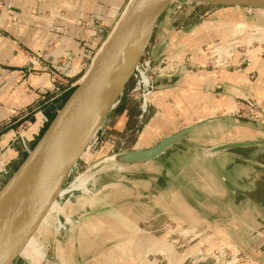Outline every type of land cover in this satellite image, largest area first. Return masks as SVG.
<instances>
[{"label":"rangeland","instance_id":"obj_1","mask_svg":"<svg viewBox=\"0 0 264 264\" xmlns=\"http://www.w3.org/2000/svg\"><path fill=\"white\" fill-rule=\"evenodd\" d=\"M129 1L131 0H92V5H98L100 8L89 10L86 8H78L77 3L73 0H58L56 2H50L43 9L39 6L33 9V16L43 20L42 22L46 25L48 32L59 34L63 39V30L66 28L65 25L69 24L78 29L80 28L81 30L84 29L91 32V39H94V42H96L92 44V48H89L84 45V42H86L85 40L81 41L84 37L79 36L73 40L74 44L77 46L74 48L71 46L65 47L67 41L60 39L58 40V45L62 47L59 48L55 47L57 42L53 40L54 43H51V41L48 40L46 41L47 46L43 49L31 47H29V49L19 40L13 39V41H15L16 50L23 54L24 59H26L25 62H27V66L31 69V72H36L40 75L42 73H48L55 85L56 83L58 84V82H63V80L68 82V84L65 83L63 88H60V90L66 89V92L58 97H56L57 92L55 90H53L52 93V91H47L43 88V93H40V95L41 97H45V99L40 97L41 105L49 99L56 97L54 100L57 101H55L54 105L59 108L60 103L67 100L71 94L69 90L73 89L71 85L77 83L89 70L91 60L96 53L99 52L103 43L108 41L106 39L110 36L119 20L124 15ZM4 7H7L5 0H0V8ZM227 21L235 23V26H231L230 29L222 26L226 30L222 29L225 33L221 34H226V31H229L228 34H230V36L224 42H210L206 45L208 49L205 48L206 60L204 63L192 64L191 59H186L184 62L181 61L182 58L179 60L175 56L169 57L176 58L179 62H182L179 70L185 69L187 71L186 75L197 72V70L216 73L239 71V74L243 75L246 70L247 74L250 73L249 79L252 85H255L250 89L253 90V93H250L249 89V92H247L248 90L245 91L244 88H238L242 90V93L237 92L234 97V103L232 102L233 105L231 109L226 108V106H221L219 111L214 113L213 117L217 119V124L210 127L209 130L211 135L203 136L201 134V140V136L198 137V135L190 137V141L195 145L212 144L227 140L236 141L238 139H264V94L260 95L258 93L261 89L257 87L261 84V81L259 80V73L256 70L258 69L256 64H259V62H262L261 64L264 67V27L259 26L260 24H264V12H259L257 10L248 11V9L244 8L172 4L165 15L160 19L154 38L144 56V60L148 64L144 65V68L149 72V76L157 69L156 74L158 75L155 77L157 86L156 90L152 92L153 96L157 93V90H159L158 82L173 81L175 79V72L166 70V62L159 60V62L155 63L153 61L156 39L159 38L163 32H166L167 36H172L175 39L185 38L187 34L190 35V33H193V29L197 26L200 27V32H203V30L208 31L199 36L215 34L218 32L220 24ZM1 33L3 32L0 30V34ZM227 43H229V45L225 46ZM223 46L227 48V51L224 50ZM209 50H213L211 54L208 53ZM219 54L222 56L224 55L220 63L215 61V59H218ZM226 54L230 55L229 59L225 57ZM208 56H210V59ZM7 73L8 69L0 65V91H3L5 86L8 85V81L2 78V76ZM160 74L166 75L167 78L163 79ZM54 80H56V82ZM81 82L82 80L79 83ZM134 83V78H132L122 96L121 102L109 116L111 119L116 115L119 116L122 111L121 106L125 107L126 104L134 103V111H137L138 115L132 130L129 132L127 129L123 131H120V129L112 130L108 138H101L99 144L93 147L91 151L83 157L64 185L65 189L62 191L66 190L65 193L67 194L59 201L60 205L58 202H55L57 206L55 208L50 207L46 216L47 218L45 217L43 219L44 222L42 221L43 225L40 227L39 231L35 233V237H31L28 240L23 250V255L20 256L14 264H64V262H67V264H75V259L79 254L81 258L91 259L92 262L90 264H98L101 255L106 258L109 254V251L106 252L105 242L110 241L112 239L111 237L115 239L116 236L123 237L126 235L125 231L127 229H125L123 225L129 221L137 226H141L142 229H149L151 226L155 225L153 233L157 236L166 235L168 240L173 243L175 249L165 238H159L163 240L164 244L162 246H156V260L161 259L163 264H170V261L173 262L176 257L178 260L180 257V259H186V256L187 260L181 264H259L254 260H259L264 264V221L260 223V229L256 230H261L263 235L249 232L250 238L246 237L244 240L241 238L238 246H234L233 244L231 246V244L229 245L224 242V244L220 243L211 247L214 242L210 246L208 239H210V237L219 238L222 234L217 236L218 234L211 235L207 232L201 233L199 227L196 231H191L189 224L192 215L190 213L188 218H182L185 221L187 220L188 224H184L185 226L180 227L177 224L178 222L175 221L177 218L172 217L170 219L162 215L163 205L162 201H159V194L156 193L155 199H153L151 196L146 195H142V198H140L137 196L136 192H133L132 184H137L138 176L144 177V179L149 178L147 177L149 167L145 169H143L144 167H140V169H137V166H94L100 160L109 159L116 153L128 151L140 146L139 139L142 134L144 132V136L147 134L148 131L146 130L158 119L159 114L162 112L154 109V107H152L153 103H150L149 111L145 119L141 122L139 121V101L133 99L136 93L132 92L135 86ZM171 87L174 86H170V84L166 86V88ZM262 87L264 91V85ZM203 93L208 94L206 90ZM215 95L216 97L222 98L227 96V93ZM212 96L213 95H211V97ZM33 102L34 101H32V104L29 106H21V108L17 110L18 112L15 115V119L10 118L7 121H3L1 126L4 129L0 130V145L4 144L8 138L14 137V134H23V125L27 123L25 121L29 122L31 120L30 118L35 116V112L39 110V108L34 110L36 103ZM45 105L47 108L48 106H52L49 103ZM22 109H26L24 112L29 114L26 118L19 119ZM54 113H52V115ZM198 115L199 108L193 114L195 118H193L192 121H196V116ZM48 119L49 122L45 124L40 135L31 142L30 149L34 147L52 120L49 116ZM11 120L15 121L12 125H10L12 122ZM175 124L169 129L171 133L176 131V128L179 126L187 124V122L183 118H180L177 122L178 127ZM126 134L128 136H125ZM2 136L3 138H1ZM162 137L163 135L155 137L152 139L150 145L153 146ZM147 142L148 141H145L144 143ZM179 149L182 150L184 148L181 146L176 147V150H172L165 155V159H169L171 155L177 154ZM234 152L252 159L264 161V147L235 149ZM1 154L2 152H0V157L4 155ZM22 158L23 157H20L19 162ZM18 164L19 163H17L16 166ZM12 174L13 172L8 173L4 180L0 179V190ZM79 177L89 178V182L86 185L87 189L72 191L76 190L72 189L71 186L76 184ZM255 177L251 179V182L256 181ZM258 177L261 178L260 176ZM123 179H127L125 180L127 182L126 184H129L128 187H125L127 191H123L122 187L116 184L119 183V181L122 182L121 180ZM147 181H149V179ZM158 185H162V182H158ZM154 187L155 186H152L153 189ZM258 188L259 189L255 193L256 198H263L264 186H258ZM156 189L159 190L160 193L163 191L162 188L158 186H156ZM143 192L144 191H142V193ZM84 197H86L84 201L85 204L89 207L91 206L93 210L90 212V217H83V219H79V222H75L72 205L80 202V199ZM149 198H152L151 203L148 201ZM69 202L71 204L67 206ZM149 206L155 208V218L150 217V222L148 223L149 216H147V210ZM59 210H64V212L58 216L52 213L58 212ZM111 225L114 229L113 232L109 231ZM116 225L118 226L116 227ZM148 225H150L149 228L147 227ZM81 226L86 229L85 235L80 233ZM181 229L190 232L184 234L181 232ZM115 241L117 242V239ZM119 241H121V239ZM157 245H161V243ZM45 246L47 248H44ZM174 262L176 263L173 264H180L177 263V260ZM132 263L130 262V264ZM157 264L160 263L157 262Z\"/></svg>","mask_w":264,"mask_h":264},{"label":"crops","instance_id":"obj_2","mask_svg":"<svg viewBox=\"0 0 264 264\" xmlns=\"http://www.w3.org/2000/svg\"><path fill=\"white\" fill-rule=\"evenodd\" d=\"M56 1L58 0H5L7 7H10L0 8V30L3 32L0 34V65L8 69V73L2 76L3 79L8 81V85L5 86L3 91H0V130L4 129L1 126L3 121H7L10 118L15 119L17 110L21 106H29L34 101L36 103L34 110L38 108L39 110L35 112V116H33L35 118L31 117L29 122L25 121L27 123L23 125L24 139H36V132L40 129L38 128V119L42 115H47V117L49 116L51 118L52 113H57L59 108L54 105L57 100L49 99L47 102H43L44 104H40L41 98H44L40 95V93H43L42 89L45 88L47 91L50 90L53 93L55 83L48 73H42L40 75L39 73L30 71L31 69L28 68L23 54L16 50L13 39L19 40L28 48L35 49L45 48L47 46L46 41L48 40L51 43H54L53 40L57 42L55 47H62L58 45V40L60 39L67 41L65 47L71 46L74 48L77 46L73 40L79 36L84 37L81 41L85 40L84 45L89 48H92V44L96 43L94 39H91V32L84 29L81 30L80 28L78 29L69 24L65 25L66 28L63 30L64 37L62 39L61 35L48 32L46 25L42 22L43 20L33 16V9L37 8V6L43 9L50 2ZM73 1L77 3L78 8H86L89 10L100 8L98 5H92V0ZM234 24L232 22H223L220 24L217 33L207 36L190 33L185 38L175 39L172 36H167L166 32H163L155 41L153 61L158 62L163 58L175 56L179 60L182 58L181 61L184 62L186 59H191L192 64H202L206 60V45L210 42H224L227 40L230 36L228 34L229 31H226V34L222 35L221 33H225L222 29H230L231 26H235ZM259 26L264 27V24H260ZM261 63L256 64L258 68L256 70L259 73V80L261 81V84L259 85L258 83L259 86L257 87L261 89L258 92L260 95L264 94L262 90V86L264 85V67ZM186 73L187 71L185 69H181L175 75L173 81L158 82L159 90H157L152 107L162 112L159 114L158 119L146 130L148 131L147 134L145 136V132L142 134L139 139L140 146L132 148L131 150L150 147L152 146L150 143L155 137L163 135L161 138L163 139L181 129L199 123H202V125L189 136V141L193 135L201 136L200 140L202 135L210 136V127L217 124V119L213 117L214 113L219 111L221 106H226V108L231 109L237 92L242 93V90L239 89L244 88L247 91L255 86L254 84L252 85L249 79L250 73L247 74L246 70L243 75L239 74V71L216 73L197 70V72L189 75H186ZM167 84L174 87L166 88ZM205 90L208 94L203 93ZM221 93H227V96L222 98L216 97L215 94ZM250 93H253V90H250ZM211 95L213 96L211 97ZM46 103L52 106H48L47 108ZM134 106V103L126 104L125 107L121 106L122 111L120 115H116L111 119V131L118 129L123 131L127 129L129 132L132 130L138 115V112L134 111ZM198 108L199 115L196 116V121H192L195 118L193 114ZM24 110L22 109L20 112L21 116L19 119H24L29 114L24 112ZM180 118H183L187 124L178 127L177 122ZM11 121V123L15 122L14 120ZM174 124L178 128L171 133L169 129ZM125 136L128 135L126 134ZM11 139L8 138L4 144L0 145V152L4 154L0 157V179L2 180L5 179L8 173L13 172L16 164L20 163V157L27 155L23 144L18 142L12 143ZM250 140H257V138L238 139L236 141L227 140L212 144H202L201 146L211 148L221 144ZM145 141L148 142L144 143ZM31 142H29V145H31ZM176 147L167 153L176 150ZM167 153L154 161L131 165L137 166V169H140V167H144L143 169L149 167L148 170L150 171L147 172L149 181H147L148 179H144V177L138 176L137 184H132L133 192H136L138 197L142 198V195H146L155 199V194L157 193L160 195L159 201H162L163 205L162 215L170 219L172 217L177 218L175 221L178 222V226L182 227L188 224L187 220L185 221L182 218H188L190 213L192 215L189 224L191 231H196L199 227L201 233L218 234L217 236L222 234L219 238H206L209 240L210 246L214 242L211 247L220 243L224 244V242L229 245L231 244V246L232 244L238 246L241 238L243 240L246 237L250 238L249 232H255L257 235L262 234L261 230H256L260 229V223L264 221V197L257 199L255 193L259 189L258 186H264V168L227 156H206L183 149H179L177 154L171 155L169 159H165ZM253 160L264 164L263 160ZM253 177L256 178L255 182H251ZM125 180L127 179L116 183L117 186L122 187L123 191H127L125 187L129 186ZM160 181L162 185H158ZM226 183L230 184L231 188ZM152 186H155L154 189ZM156 186L162 188L163 191L160 193L156 189ZM83 189L86 190L87 187ZM142 191L144 192L142 193ZM152 198L148 199L150 203ZM85 200L86 197L72 205L75 222H79V219H83V217H90V212L93 209H91V206L89 207L85 204ZM70 204L69 202L67 206ZM63 212L64 210H59L56 213L61 214ZM147 216H149L148 223L150 222V217L155 218L154 207H148ZM125 224L123 227L127 229L125 231L126 235L123 237L116 236L115 239L111 237L112 239L110 241L105 242V249L106 252L109 251V254L106 258L101 255L98 264H130V262L134 264H157V262L163 264L161 259L156 260V246H162L164 244L163 240L159 238H165L173 245L168 240V237L166 235L157 236L154 234L153 228L155 225L150 228V225H148L147 227L149 229H142L141 226H137L130 221ZM109 231H114L112 225ZM181 232L187 234L190 231L181 229ZM80 233L83 235L86 234V229L83 226L80 227ZM116 239L117 242L115 241ZM120 239L121 241H119ZM160 243L161 245H157ZM173 247L175 249L174 245ZM44 248L47 247L45 246ZM180 258L178 260L176 257L173 262L170 261V264L176 263L174 262L176 260L180 264L187 260V256L186 259ZM181 260L184 261L182 262ZM75 261V264H90L92 262L91 259L81 258L80 254L76 257ZM254 261L262 264L259 260ZM64 264H67V262H64Z\"/></svg>","mask_w":264,"mask_h":264},{"label":"water","instance_id":"obj_3","mask_svg":"<svg viewBox=\"0 0 264 264\" xmlns=\"http://www.w3.org/2000/svg\"><path fill=\"white\" fill-rule=\"evenodd\" d=\"M175 3L264 12V0H131L108 43L103 44L97 53L93 68L70 94L0 190V264H14L23 255L28 240L35 237L43 225L42 221L53 202L57 201L60 205L59 201L67 194L60 196L74 168L99 144L101 138H108L111 133L109 116L134 78L160 19ZM204 32L208 31L200 32L198 26L193 29V34ZM201 125L181 129L144 149L116 153L94 166L142 164L159 159L172 148L181 146L186 151L213 157L227 156L264 168L261 162L234 152L238 148L264 147V139L208 148L189 141V136ZM226 184L231 188L230 184Z\"/></svg>","mask_w":264,"mask_h":264},{"label":"built area","instance_id":"obj_4","mask_svg":"<svg viewBox=\"0 0 264 264\" xmlns=\"http://www.w3.org/2000/svg\"><path fill=\"white\" fill-rule=\"evenodd\" d=\"M96 55H97V53H96ZM96 55L91 60L90 66L93 64ZM144 65H148V64L145 62L144 57H143L142 60L139 62L136 70H135V74H134V81H135L134 85L135 86L132 89V92L136 93V95H134L133 99L139 101V112H140L139 121L140 122L143 121L145 119L146 115L148 114L150 103H151L150 98L152 97V92H154L156 90V86H157V81H155V77H157L156 75H158V74H156V72H157L156 71L157 69H156V70H154V72H152V75L149 76V72L145 70ZM87 73H88V71L85 74H87ZM161 75H163V74H160V76ZM66 76H68V75H66ZM54 81L56 82V80H54ZM65 83L68 84V82L66 80H63V82H61V83L58 82V84L56 83L55 88H54V90L57 92L56 97H58V96H60L66 92V89L60 90V88L64 87ZM79 84H78V82L75 84H72L71 87H73V89H71L69 91L72 93L77 88V86ZM56 97L52 98V100L56 99ZM44 99H45V97H44ZM37 122L39 124L38 128H40V129L37 128L38 131L36 132V136L38 137L40 135V132L44 128L45 124L49 122V119L47 116L42 115V117L40 119H38ZM10 125H12V123H10ZM11 138H12L11 139L12 143H15V142L16 143L17 142L22 143L23 148L27 154L32 150V149H30L31 146L29 145V142L34 141L35 138H33L32 140L24 139L22 133H18L17 135L14 134V137H11Z\"/></svg>","mask_w":264,"mask_h":264},{"label":"bare ground","instance_id":"obj_5","mask_svg":"<svg viewBox=\"0 0 264 264\" xmlns=\"http://www.w3.org/2000/svg\"><path fill=\"white\" fill-rule=\"evenodd\" d=\"M124 15H125V13H124ZM124 15L122 16V18H124ZM111 35V34H110ZM109 39V37L106 39V40H108ZM108 43V41L106 42H104L103 44H107ZM227 45H229V43H227L225 46H227ZM225 46H223L224 47V50L225 51H227V48L225 47ZM221 47V46H220ZM219 47V48H220ZM207 48V47H206ZM101 49V48H100ZM99 49V50H100ZM208 49V48H207ZM216 49V48H215ZM212 51L213 50H209L208 51V53H212ZM224 56V55H223ZM223 56L222 55H220L219 54V56H218V59H215V61L216 62H218V63H220V61L222 60V58H223ZM209 57V59H210V56H208ZM226 58H228L229 59V57H230V55L229 54H226V56H225ZM160 61H164V62H166V64H167V66H166V70H168V71H173V72H175V75L178 73V70H179V67L181 66V63L182 62H179L176 58L174 59V58H163V59H161ZM155 62V61H154ZM159 62V61H158ZM209 62V61H208ZM156 63V62H155ZM93 68V64L90 66V68H89V70H91ZM88 70V71H89ZM86 75V74H85ZM84 77L85 76H83V77H81L80 79H79V81H78V83L81 81V80H83L84 79ZM161 77L164 79V78H167V76L166 75H161ZM156 95V94H155ZM155 95H153L151 98H150V101H151V103H154V99H155ZM89 180V178H87V177H79V179L76 181V184H73L72 186H71V188L72 189H76V190H81V189H83V188H86V185H87V183L89 182L88 181ZM65 191L66 190H64V191H61V193H60V195H62V194H64L65 193ZM57 205H56V203H54L52 206H51V208H55ZM47 216V215H46ZM45 216V217H46ZM47 218V217H46ZM44 222V221H43Z\"/></svg>","mask_w":264,"mask_h":264},{"label":"trees","instance_id":"obj_6","mask_svg":"<svg viewBox=\"0 0 264 264\" xmlns=\"http://www.w3.org/2000/svg\"><path fill=\"white\" fill-rule=\"evenodd\" d=\"M65 102H66V100H64L62 103H60V105H59V109L62 108V106L64 105ZM55 115H56V113H54V114L51 116V119H53V118L55 117ZM26 156H27V155H26ZM26 156H24V157L21 159L20 163L14 168L13 173L18 169V167H19V166L21 165V163L24 161V159L26 158Z\"/></svg>","mask_w":264,"mask_h":264}]
</instances>
